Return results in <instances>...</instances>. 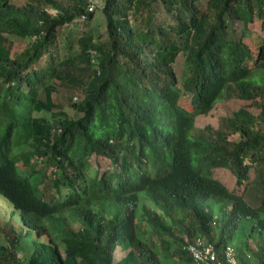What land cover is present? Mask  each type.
Returning a JSON list of instances; mask_svg holds the SVG:
<instances>
[{
    "label": "trees",
    "instance_id": "1",
    "mask_svg": "<svg viewBox=\"0 0 264 264\" xmlns=\"http://www.w3.org/2000/svg\"><path fill=\"white\" fill-rule=\"evenodd\" d=\"M22 1L0 0V203L18 222L11 238L0 228V264H195L196 241L212 264H232L228 246L233 264H264V37L250 28L264 0ZM155 4L174 22L158 24ZM97 10L105 40L66 45L64 27ZM12 38L26 42L17 53ZM225 96L249 102L226 120L238 139L193 134ZM221 168L236 188L253 170L258 205L214 178Z\"/></svg>",
    "mask_w": 264,
    "mask_h": 264
},
{
    "label": "rangeland",
    "instance_id": "2",
    "mask_svg": "<svg viewBox=\"0 0 264 264\" xmlns=\"http://www.w3.org/2000/svg\"><path fill=\"white\" fill-rule=\"evenodd\" d=\"M12 1L16 5L21 4L23 2L22 0H12ZM153 11H154L155 16L157 17L158 24L166 25V24L174 22V18L164 13L162 8L158 4L154 5ZM51 13H54V12L51 11ZM250 28L253 30V33H254L253 35L254 42H257L258 37H261V38L264 37V26H261L260 21H255V23ZM64 33L67 39L65 41L66 45L70 43L69 41H74L84 34H89L90 36H92L93 42H101L105 40V37H106L105 21H104L103 15L101 14L100 10H97L95 11L94 17L90 22L86 23L83 20L74 21L73 23L66 25L64 27ZM11 40L13 41L12 52H15V53L19 52L26 43L24 40H20L17 38H12ZM74 46L77 50H79L77 43H75ZM173 69L177 77V82H178L177 87L181 89L182 81L184 80V78L186 77L188 73V66L185 63V60L181 55H179L176 58V61L173 65ZM252 80H256V78L251 79V81ZM61 91L62 90H59L58 92H56L53 97L58 96L57 100L65 104V102H67L66 100L63 99L65 94ZM189 98H190L189 95L183 93L181 100H180V104L183 107H188ZM248 103L249 102L237 100L234 97L225 96L221 101L215 104V106L209 112L208 115L200 116L195 119L193 134H197L201 132L203 129H205L206 127H210L212 130L225 132L229 136V139L236 141L238 139V135L234 133L227 126L226 120L230 118L232 113L238 110L239 108L241 107L248 108L249 107ZM253 111L255 112V110ZM68 113H71V112L69 111ZM90 163H91L92 168L98 169L99 172H103V171L110 172L114 169V167L110 164V162L102 156L100 157L95 156V155L91 156ZM213 177L219 180L221 183H223L229 190L235 189V192L238 195L243 194V197H245V200L247 201L249 205L251 206L258 205L260 194H261V186L259 184V178L257 179L255 184L251 182V180L255 177V173L253 172V170L249 172V181L246 184V187H244L243 185L240 188H236L235 183H234L235 178L227 169L221 168V169L213 170ZM210 211L212 212L214 219H216L218 223H221L222 217L220 215L221 213L220 204L218 205L215 204V206ZM10 214H11V211H9V209H5L4 206L1 205L0 203L1 233L9 234L11 238L13 235L12 230H11V227H12L11 223L15 222V225H17L18 222L12 219H10L11 222H7L6 221L7 217L16 216V215L12 216ZM3 222H7V223H3ZM247 230H249L248 226H247ZM1 233H0V238L2 239ZM245 239L246 237H244L243 235H238L236 236L235 240L232 242V245L236 247L239 246V247L244 248V246L241 244V241H244ZM249 239H250L251 244L255 246L254 242L257 240L256 234L250 235ZM41 240L44 241V238H42ZM123 254L124 253L120 252L119 248H116L112 252L113 261H117L120 257L123 256ZM17 255L19 257L21 256V253L18 252Z\"/></svg>",
    "mask_w": 264,
    "mask_h": 264
},
{
    "label": "built area",
    "instance_id": "3",
    "mask_svg": "<svg viewBox=\"0 0 264 264\" xmlns=\"http://www.w3.org/2000/svg\"><path fill=\"white\" fill-rule=\"evenodd\" d=\"M90 5L88 11H93L96 6V0H90ZM189 251L191 252L192 258L195 264H212L216 260L215 255L210 248H202L201 243L196 241L192 245L188 246ZM227 257L230 258L229 262L234 263V259L231 256V250L228 246L227 248Z\"/></svg>",
    "mask_w": 264,
    "mask_h": 264
}]
</instances>
